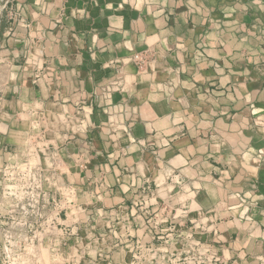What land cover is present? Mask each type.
Segmentation results:
<instances>
[{"label":"crops","instance_id":"crops-1","mask_svg":"<svg viewBox=\"0 0 264 264\" xmlns=\"http://www.w3.org/2000/svg\"><path fill=\"white\" fill-rule=\"evenodd\" d=\"M26 160L83 210L61 205L53 264H261L264 0H9L0 224Z\"/></svg>","mask_w":264,"mask_h":264},{"label":"built area","instance_id":"built-area-1","mask_svg":"<svg viewBox=\"0 0 264 264\" xmlns=\"http://www.w3.org/2000/svg\"><path fill=\"white\" fill-rule=\"evenodd\" d=\"M148 60V54H135L130 58L129 62L134 63L139 70H144ZM125 128V131L130 133L131 126L127 124ZM211 137L215 140H220L217 133H213ZM37 166L30 163L29 160L6 166L2 170L4 183L1 195L3 199L9 202L10 218L13 217L12 219L14 220L24 221L25 224H28L34 237H36L39 224L43 223L42 227L46 226L52 236V232L56 230V219L60 218L61 205L63 203H66L70 208L72 207L71 209L75 207L76 211L83 212V210L75 204L74 190L69 186L63 188L60 200L51 198L44 187V171ZM167 176L171 182H175L177 179V175L172 172H168ZM73 236L74 233L71 230L63 232V238L55 249L54 261L64 254L63 249L68 247ZM4 249L7 250V246ZM172 264L180 263L177 261L176 263L172 262ZM261 264H264V258Z\"/></svg>","mask_w":264,"mask_h":264},{"label":"rangeland","instance_id":"rangeland-1","mask_svg":"<svg viewBox=\"0 0 264 264\" xmlns=\"http://www.w3.org/2000/svg\"><path fill=\"white\" fill-rule=\"evenodd\" d=\"M9 0H0V13L7 7ZM3 6V7H2ZM0 235V264H53L54 258L49 250V243L57 240L49 229L39 224L34 237L28 224L12 218L3 220ZM7 246V250L4 247ZM65 254L60 256V260Z\"/></svg>","mask_w":264,"mask_h":264},{"label":"bare ground","instance_id":"bare-ground-1","mask_svg":"<svg viewBox=\"0 0 264 264\" xmlns=\"http://www.w3.org/2000/svg\"><path fill=\"white\" fill-rule=\"evenodd\" d=\"M3 7V6H2ZM1 8V7H0Z\"/></svg>","mask_w":264,"mask_h":264}]
</instances>
